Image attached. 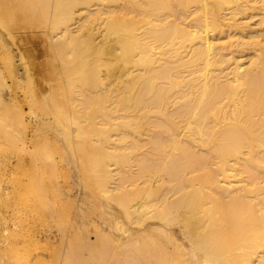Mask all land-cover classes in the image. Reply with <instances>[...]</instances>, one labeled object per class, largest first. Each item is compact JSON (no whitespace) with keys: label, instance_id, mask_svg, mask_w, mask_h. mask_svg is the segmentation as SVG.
I'll use <instances>...</instances> for the list:
<instances>
[{"label":"bare ground","instance_id":"bare-ground-1","mask_svg":"<svg viewBox=\"0 0 264 264\" xmlns=\"http://www.w3.org/2000/svg\"><path fill=\"white\" fill-rule=\"evenodd\" d=\"M0 264H264V0H0Z\"/></svg>","mask_w":264,"mask_h":264},{"label":"rangeland","instance_id":"rangeland-1","mask_svg":"<svg viewBox=\"0 0 264 264\" xmlns=\"http://www.w3.org/2000/svg\"><path fill=\"white\" fill-rule=\"evenodd\" d=\"M250 11L253 12L254 15L251 16V17H247L246 21H247V23L249 24L250 27L258 28L259 27L258 22H259V17L261 15V10L252 8ZM234 31H236V29H234ZM39 43H40V41L36 40L35 48L33 49V54H35V55L39 54L41 52V45ZM15 51H16L15 46H13V52H14V55H15L14 60L17 63V61H18V57L17 56L18 55H17V52L15 53ZM38 59H40V58H36V59L34 58V62L36 63V60H38ZM20 70L22 71L21 67H19V71ZM13 86H15V85H11V89L13 88L12 90L14 91V87ZM10 217L11 218L15 217V214L12 211H10ZM74 225H78V224L74 223ZM89 237H90V240H93L94 239V234L93 233L89 234Z\"/></svg>","mask_w":264,"mask_h":264}]
</instances>
